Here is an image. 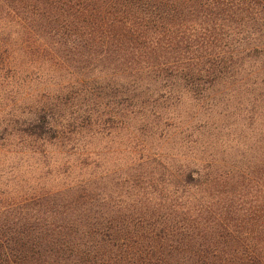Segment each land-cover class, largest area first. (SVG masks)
<instances>
[{"label":"trees","instance_id":"obj_1","mask_svg":"<svg viewBox=\"0 0 264 264\" xmlns=\"http://www.w3.org/2000/svg\"><path fill=\"white\" fill-rule=\"evenodd\" d=\"M0 29L49 56L13 68L50 86L25 95L64 141L57 264H264V125L252 140L220 136V159L204 135L226 127L198 118L231 115L221 41L264 60V0H0ZM183 95L195 112L178 120ZM258 102L264 92L233 108L248 131ZM111 130L125 131L126 162L105 173L91 147ZM3 215L0 264H26Z\"/></svg>","mask_w":264,"mask_h":264},{"label":"rangeland","instance_id":"obj_2","mask_svg":"<svg viewBox=\"0 0 264 264\" xmlns=\"http://www.w3.org/2000/svg\"><path fill=\"white\" fill-rule=\"evenodd\" d=\"M2 32L5 33L4 36ZM8 34L7 30L0 29V210L4 211L6 225L3 232L13 237L16 249L24 247L27 251L26 264H57L60 262L62 246L64 141L60 134L59 121L54 119L50 124L45 115L35 108L33 100H28L25 95L34 89L37 93L44 94L48 92L44 87L50 86L42 87L33 80L28 88V78L17 75L13 68L18 58L47 64L49 56L46 50L40 51L38 45L23 44L20 40L15 41L14 37H8ZM2 47L6 50L5 54L1 52ZM248 49L246 45L240 47L228 40L221 41V51L227 57L225 60H231V63L227 62L225 70L233 76L223 83L225 87L231 85L226 93L221 94L225 101H229L231 115L227 116L221 105V108L216 111L214 109L212 113L205 116L200 113L198 116L206 124V128L212 125L215 129L226 127L219 135L218 132L204 135L211 142L218 138L211 151L217 153L220 159L221 137L224 133L229 134L228 139H236L243 132L244 136L251 137L252 140L264 125V104L257 103L258 108L254 113L253 128L250 131L244 127L238 112L236 114L233 109L236 103L248 104L253 97L264 92L258 91L259 87L252 85L254 82H264V60L261 57H252ZM241 79L248 84L239 86L237 82ZM15 82L20 86L17 87ZM81 109L84 107L81 106ZM100 110L106 111L102 107ZM119 112L122 115L121 108ZM194 112V104L183 95L178 113L172 115L178 120H186ZM205 130L199 131V137L203 136ZM251 132L254 133L253 136ZM107 135L93 139L91 149L101 157L98 170L111 173L118 168L121 170L126 162V138L124 130H111ZM225 140L226 138L222 139ZM234 146L235 142L225 149L227 159L236 155L238 149ZM163 149L167 156L175 154L168 150L167 144L163 145Z\"/></svg>","mask_w":264,"mask_h":264}]
</instances>
